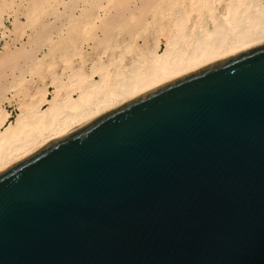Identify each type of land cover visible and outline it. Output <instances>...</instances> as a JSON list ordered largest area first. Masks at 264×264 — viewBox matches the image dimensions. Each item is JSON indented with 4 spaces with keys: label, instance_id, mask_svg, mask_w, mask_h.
Returning a JSON list of instances; mask_svg holds the SVG:
<instances>
[{
    "label": "water",
    "instance_id": "1",
    "mask_svg": "<svg viewBox=\"0 0 264 264\" xmlns=\"http://www.w3.org/2000/svg\"><path fill=\"white\" fill-rule=\"evenodd\" d=\"M0 264H264V45L2 171Z\"/></svg>",
    "mask_w": 264,
    "mask_h": 264
},
{
    "label": "bare ground",
    "instance_id": "2",
    "mask_svg": "<svg viewBox=\"0 0 264 264\" xmlns=\"http://www.w3.org/2000/svg\"><path fill=\"white\" fill-rule=\"evenodd\" d=\"M108 6L101 5L84 25L111 14ZM147 9L156 18L152 41H127L111 54L106 48L93 56L90 68L88 54L82 55L79 67L52 74L50 83L34 78L23 95L18 86L9 97L0 94V173L127 101L264 45V0H145L134 3L126 18L135 20ZM67 25L66 19L59 23L47 38L48 53L31 56L29 66L36 69L51 57L56 35ZM4 101L16 102L15 117Z\"/></svg>",
    "mask_w": 264,
    "mask_h": 264
},
{
    "label": "rangeland",
    "instance_id": "3",
    "mask_svg": "<svg viewBox=\"0 0 264 264\" xmlns=\"http://www.w3.org/2000/svg\"><path fill=\"white\" fill-rule=\"evenodd\" d=\"M143 1L0 0V94L9 97L10 91L25 92L33 86L34 78L38 82L43 78L41 81L50 83L52 74H62L69 67H79L82 55L88 54L87 67L90 68L93 56L100 55L106 48L111 54L115 46L127 41L136 44H143L144 39L152 41L156 36V18L150 9L132 22L126 18L133 4ZM103 4L109 5L107 10L113 13L109 11L106 16L102 15L104 18L100 17L92 25L85 26L92 13ZM64 19L68 25L56 35L58 38L53 44L51 57L38 69H33L29 66L31 56L48 53V39L54 36V31ZM101 40L105 42L100 43ZM64 57L68 59V64ZM24 73L26 75L22 77ZM13 86L18 88L13 90ZM14 100L18 101V97ZM2 106L12 113V117L16 116V102L10 105L4 101Z\"/></svg>",
    "mask_w": 264,
    "mask_h": 264
}]
</instances>
